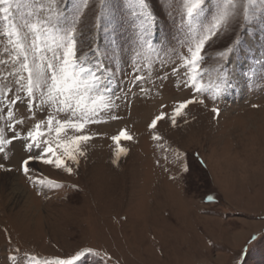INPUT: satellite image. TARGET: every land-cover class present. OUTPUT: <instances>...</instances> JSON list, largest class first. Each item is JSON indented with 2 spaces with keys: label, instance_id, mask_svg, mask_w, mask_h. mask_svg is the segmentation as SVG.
I'll list each match as a JSON object with an SVG mask.
<instances>
[{
  "label": "rangeland",
  "instance_id": "1",
  "mask_svg": "<svg viewBox=\"0 0 264 264\" xmlns=\"http://www.w3.org/2000/svg\"><path fill=\"white\" fill-rule=\"evenodd\" d=\"M216 2L209 0L206 15L215 11ZM109 4L110 15L101 17L97 31L99 0H90L82 39L85 51L93 35L109 52L124 49L113 61L120 76L113 85L119 99L114 97L115 107L100 114L101 123L61 133L62 139L90 137L79 146L83 155L78 165L65 161L74 168L71 173L35 161L26 176L22 156L14 162L16 149L3 145L0 163L8 171L0 169V264H44L85 248L92 252L79 264H239L237 256L246 248L247 264H264V241L249 244L253 234L264 233V20L258 16L243 32L242 43L226 62L231 86L216 100L211 91L220 82L215 68L225 39L206 46L201 82L207 91L198 96L204 102L176 114L180 102L197 95L181 83L188 71L182 57L190 53L187 44L178 43L184 37L171 23L173 16L179 23V0L170 5L152 0L158 15L163 16L161 5L170 13L155 29L157 38L166 39L163 45L153 41L154 50L137 49L141 54L133 60L140 71L128 57L129 38L140 22L130 15L125 0ZM48 8L49 0H30L13 10L9 21L0 18V89L5 93L0 97V127L12 125L6 128V139L12 131L26 137L48 114L59 121L70 118L51 106L41 112L38 101L35 109L7 103L14 96L16 76L11 73L18 65L9 43L15 36L5 33L29 32L32 24L39 26L54 15ZM173 67L179 75L171 74ZM165 73L169 79L161 86L158 76ZM136 76L142 79L136 81ZM213 108H219V114ZM8 111L15 120L8 119ZM161 113L153 129L150 124ZM20 120L24 123L18 125ZM41 130L42 140H55V132L49 137L47 128ZM124 130L131 139H112ZM15 144L17 153L25 156L28 149ZM121 148L126 152L117 156ZM49 180L59 186L49 187ZM209 194H215L217 202H209Z\"/></svg>",
  "mask_w": 264,
  "mask_h": 264
},
{
  "label": "snow or ice",
  "instance_id": "2",
  "mask_svg": "<svg viewBox=\"0 0 264 264\" xmlns=\"http://www.w3.org/2000/svg\"><path fill=\"white\" fill-rule=\"evenodd\" d=\"M97 0H91L96 3ZM173 0H165V4L170 5ZM181 11L179 23L177 18L172 17L171 23L176 26L177 31L184 37L178 41L181 46L187 44L189 56H183V65L188 70L184 74L187 80L181 81L186 87L195 89L196 96L179 103L174 110L179 114L187 105L193 103H203L198 96L207 91V87L201 82V65L206 59V46L212 47L223 37L225 48L217 54V66L215 71L219 83L212 86L211 98L218 99L224 91L229 88L231 73L227 68L230 63V55L235 54L242 43L241 37L247 27L250 26L259 16L264 20V0H217L215 11L206 15V10L210 7L209 0H179ZM30 0H0V18L9 21L13 10L27 6ZM126 6L131 10L130 15L138 20L139 26L135 30L134 36L129 38L128 57L133 69L140 71L133 56L141 53L137 49L154 50L153 41L159 39L161 45L165 43V37L157 38L155 29L161 19L167 20L169 12L164 11L161 5L163 16L156 13L152 6V0H125ZM100 8L95 17L94 27L99 31L102 16L110 15L111 5L109 0H99ZM90 0H49V11L54 15L45 18L41 24H32L29 32L21 34L20 31L5 33L7 36H15L14 40H9L13 45L15 55L12 59L17 63L14 73V96L7 100V103L22 104L25 109H35L37 101L41 112L46 110V106H51L58 112L68 113L70 118L62 121L56 120L54 115L48 114L46 121L36 123L26 137H20L18 133L12 131L10 138H5L6 128L12 125L0 127V153L4 152L3 145H14L19 142L21 148L26 147L28 152L22 159V171L27 176L30 171V164L35 161H42L44 164H53L56 168H63L71 173L74 168L66 164V160L79 164L78 156L83 155L79 151L81 142L90 139L87 135H75L70 138H61V133H66L67 129H83L87 124L101 123L98 119L102 112L109 111L115 107L113 98L120 76L115 70L114 58L117 51L123 54V48H113L109 52L106 47L98 46L97 37L92 36V44L84 50L83 24L87 19L86 10L90 8ZM95 11V10H94ZM123 14V9H122ZM230 42V43H229ZM174 47V46H173ZM112 63V67L107 65ZM149 70L153 65H147ZM161 68L165 65H161ZM171 74L179 75V69L173 67ZM142 77L136 76L139 81ZM163 86V81L169 79L167 73L158 76ZM13 91V89H8ZM141 92L147 94L142 88ZM4 90L0 89V97L4 96ZM119 99V97H115ZM219 108H213V112L219 114ZM8 119L15 120L12 111L7 112ZM164 114L156 116L152 120L150 127L156 128L157 122L163 118ZM20 120L17 124H23ZM55 123V127L53 124ZM175 124V116L172 119ZM47 128L48 135L55 132V140H42L45 133L41 129ZM121 137L131 139L126 130L121 131L112 139L119 141ZM159 139V137H155ZM28 141H31L30 143ZM33 149L40 150L33 152ZM63 149L62 152H59ZM59 152V154H57ZM126 149H119L117 156ZM43 153V154H41ZM47 157V158H46ZM54 157V159L52 158ZM0 169H5L0 163ZM188 166L184 165V171L188 172ZM37 183L44 184L45 181L38 180ZM49 187H58L55 182L47 181ZM206 199L209 202H217L215 194H209ZM264 241V233L253 234L249 239V244ZM248 249H243L237 256L239 264H247L245 253ZM92 252V249L85 248L78 251L68 259L56 257L44 264H79L82 258ZM96 255H100L96 253ZM105 258L107 254H105Z\"/></svg>",
  "mask_w": 264,
  "mask_h": 264
},
{
  "label": "bare ground",
  "instance_id": "3",
  "mask_svg": "<svg viewBox=\"0 0 264 264\" xmlns=\"http://www.w3.org/2000/svg\"><path fill=\"white\" fill-rule=\"evenodd\" d=\"M14 148L16 149V155L13 157V160L15 162V161H17L20 158V156H22V158L19 160L21 162L22 159L25 158V156L24 155H20L19 153H17V151H18V144H15ZM30 165H32V164H30Z\"/></svg>",
  "mask_w": 264,
  "mask_h": 264
}]
</instances>
